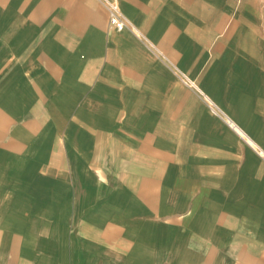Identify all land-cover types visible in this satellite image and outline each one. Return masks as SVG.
<instances>
[{
  "label": "crops",
  "instance_id": "1",
  "mask_svg": "<svg viewBox=\"0 0 264 264\" xmlns=\"http://www.w3.org/2000/svg\"><path fill=\"white\" fill-rule=\"evenodd\" d=\"M116 1L0 0V264H264V0Z\"/></svg>",
  "mask_w": 264,
  "mask_h": 264
},
{
  "label": "built area",
  "instance_id": "2",
  "mask_svg": "<svg viewBox=\"0 0 264 264\" xmlns=\"http://www.w3.org/2000/svg\"><path fill=\"white\" fill-rule=\"evenodd\" d=\"M100 1L108 10L109 15H110V25L114 29L121 31L129 27V22L126 19V17L123 15L120 5L116 0H100ZM177 74L179 76V79L184 84H186L189 87H193V88L196 87L195 81L191 80L186 75V73L179 71ZM216 110L219 111V113H221L223 116H225L224 113H222L217 107H216Z\"/></svg>",
  "mask_w": 264,
  "mask_h": 264
}]
</instances>
